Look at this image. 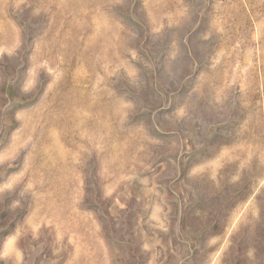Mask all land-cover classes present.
<instances>
[{"label":"rangeland","instance_id":"374dc122","mask_svg":"<svg viewBox=\"0 0 264 264\" xmlns=\"http://www.w3.org/2000/svg\"><path fill=\"white\" fill-rule=\"evenodd\" d=\"M0 264H264V0H0Z\"/></svg>","mask_w":264,"mask_h":264}]
</instances>
